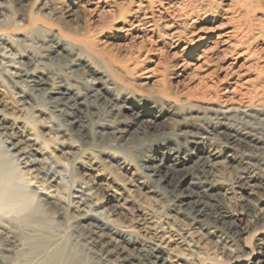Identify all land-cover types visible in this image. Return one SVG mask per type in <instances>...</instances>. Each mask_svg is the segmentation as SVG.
Returning <instances> with one entry per match:
<instances>
[{
  "label": "bare ground",
  "instance_id": "1",
  "mask_svg": "<svg viewBox=\"0 0 264 264\" xmlns=\"http://www.w3.org/2000/svg\"><path fill=\"white\" fill-rule=\"evenodd\" d=\"M88 1L90 0H86ZM127 1L126 5L117 0H96V11L100 7L112 11L98 31L121 30V38L133 34L134 37L131 36L130 40L133 43L137 41V45H128L124 53H121L106 46L108 42L104 45L99 41L100 37H96L98 34L91 31L87 24L81 30H69L59 23L31 17L34 24L42 21L46 29V37L38 45L45 53L42 57L51 60L50 56L61 62L65 69L62 70L63 73H53L56 75L54 78L53 75L44 73V69L39 67L42 63L35 57L23 54L25 60L20 61L17 71L8 74L7 79L27 96L32 95L31 90L38 91L44 97V109L54 117L60 116L63 119V125H58L62 135L69 133L68 141L79 140L86 146L83 149L96 143L103 156L102 161L109 164L113 161L121 168H125L128 163L126 157L112 154L108 148L125 151L134 149L141 153L144 163L137 167L145 172V176L156 178L152 182L166 196V204L171 203L177 207L182 216H186L193 224L210 229V235H226L236 240L240 229L234 217L235 213L223 197L221 182L211 175L207 156L200 154L196 157L195 154L196 160L189 164V157L186 155L193 154L192 146L196 151L199 150L197 145L207 139L206 134L215 135L220 140L217 144L219 151L220 148L237 147L240 157L261 172L257 192L264 194V147L250 134V131L256 129L250 121L253 119L254 122L261 123L259 117H264V47L259 50L251 47V43L264 37L262 19L244 18L241 21L240 16L245 12L243 0H232L231 4L222 8L221 17L224 23L215 31L211 45L203 46L195 56L197 65L193 70L205 66L207 68L201 72L194 90L180 94L172 88L167 77V68L159 69L161 59L151 61V54L161 53L164 46L176 49L179 44H183L181 51L184 57L190 56L193 59L192 55L195 54L191 50H198V45L204 44L210 35L191 29L192 23L218 8L222 0ZM51 2L54 7L61 8L60 0ZM254 29L256 34H253ZM146 44L149 46L146 47ZM215 50L222 52L220 60L223 64L229 57H234L237 62L242 61L238 66L237 62L224 65V74L220 77L216 75L217 69H212L210 53ZM86 56L96 60L103 68V78L92 77L94 83L77 77L80 74H89L90 64L86 62ZM177 64L184 68L188 61L183 58L175 65ZM62 75L73 78L79 87L57 81ZM212 76L215 80L209 79ZM21 82L26 84L21 87ZM159 101L164 105L163 108L158 105ZM200 102L216 103L219 110L205 108L203 115L193 120L192 110H197ZM156 108H159L161 114L171 115L172 123L161 125L140 121L143 114L151 113ZM210 111L212 113L207 114ZM124 112L128 113L127 116ZM214 123L220 124V127L214 128ZM228 125L237 127L240 132L227 128ZM247 129L249 130L246 133L240 135ZM175 133L184 139V147L176 143ZM170 140L174 141L173 146L164 144ZM151 149V152H155L153 157L147 155ZM237 166L236 169L242 174L237 181L238 188L255 195L252 182L256 178L255 174L250 175L246 172V167H241L243 165L239 163ZM1 171L0 167L2 175ZM5 193L0 192V200ZM23 196L21 191L10 194L12 202L22 201L25 197ZM36 200L34 202L37 206L34 207L33 202L31 203L34 208L31 209L30 206L31 211L27 214L24 212L26 215L24 214L23 221L20 219L21 223L17 222L18 218L16 220L0 215V264H8L10 256L15 253L20 245L19 241L27 231L40 233L52 223L53 216L50 214L62 216L57 204L43 203L40 198ZM236 206L240 214L251 221L248 222L249 226L252 223L254 227H260L259 224L264 223V211L255 214L249 198L239 199ZM89 216L86 212L79 214L74 221L73 234L81 241L78 242L83 250L88 246V250H94V257H98L105 264H109L108 256L112 252L111 235H116L121 242L130 244L134 253L127 255V264H167L155 243L147 241L138 245L133 234L114 228L113 224L100 218L93 222ZM113 251L115 252L114 248ZM82 260L80 251L75 252L69 257L67 264H81Z\"/></svg>",
  "mask_w": 264,
  "mask_h": 264
},
{
  "label": "rangeland",
  "instance_id": "2",
  "mask_svg": "<svg viewBox=\"0 0 264 264\" xmlns=\"http://www.w3.org/2000/svg\"><path fill=\"white\" fill-rule=\"evenodd\" d=\"M60 2L62 5L58 9L51 0H0V167L3 175L0 174L2 184H0V192H8L3 198L1 197L3 201L0 200L2 212L0 215L16 220L18 218L17 222H20V219L23 221L24 214L31 211L30 206L31 209L37 206L35 202L39 198L43 203L57 204L62 212V216L50 214L53 216L52 223L44 227L45 230L40 233L27 231L25 237L23 236L19 241L20 245L15 249V253L10 256L8 264H67L69 257L79 251L83 256L81 264H105L98 257H94V250H88V246L83 250L79 245L81 241L73 234L74 221L83 212L90 214L89 217L93 222L100 218L113 224L114 228L133 234L138 245L147 241L155 243L166 258L167 264H264V223L259 224L260 227H254L252 223V226L251 224L249 226L251 221L240 214L236 206L239 199L247 197L254 207L255 214L264 211V194L257 192L261 172L240 157L237 147L222 150L220 148L219 151L218 137L206 134L207 139L197 145L198 151L193 148L194 146L191 147L193 157L186 155L189 157V164L196 160L197 155L207 156L206 161L211 175L221 182L223 197L235 213L234 217L240 229L236 241L226 235L221 237L210 235L208 233L210 229L193 224L186 216H182L177 207L171 203L166 204V196L156 189L152 182L156 178L145 176V172L137 167L144 163L141 153L134 149L125 151L108 148L110 153L122 158L126 157L128 163L125 168H121L113 161V164L102 161L103 156L99 153L96 143L88 146V149H83L86 146L79 140L68 141L69 133L66 136L62 135L58 125H63V119L60 116L54 117L44 109L46 107L44 97L40 96L38 91L31 90L32 95L27 96L8 81L7 75L14 74L20 66V61L25 60L23 54L35 57L42 63L39 67L44 69V73L53 75L54 78L56 75L53 73H63L62 70L65 69L61 62L50 56L51 60L42 57L45 53L38 45L46 37L44 32L46 29L42 21L34 24L31 17L54 24L59 23L69 30H81L87 24L91 31L98 34L96 37L97 39L100 37L99 41L104 45L108 42L106 46L113 47V50L121 53H124L128 45H137V41L133 43V40H130L131 36L134 37L133 34L121 38L119 37L122 34L121 30L98 31L112 11L106 7H100L96 11V0L88 2L60 0ZM117 2L127 5L128 1L117 0ZM220 2L218 8H214L206 16L203 15L204 17L192 23L191 29L199 33L201 30L203 34L210 35L204 44L198 45V50H191L192 54H195L192 55L193 59H190V56L184 57L181 51L183 44H179L176 49L164 46L161 53L151 54V61L161 59L159 69L167 68V77L172 88L178 90L180 94L196 88L201 72L206 67L193 70L197 65L196 53L203 46L211 45L210 41L213 40L215 31L224 23L221 9L231 4L232 0ZM243 3L245 12L240 16L241 21L244 18L262 19L264 24V0H243ZM255 32L254 29L253 34H256ZM263 38L251 43V47L257 50L263 49ZM215 51L210 53L212 69H217L216 75L222 77L223 66L237 61L234 57H229L223 64L220 60L222 52ZM183 58H186L188 65L184 68L175 65ZM241 61L238 60L237 66ZM86 62L90 64L89 74L84 73L77 77L90 83L95 82L92 77L103 78L101 64L89 56H86ZM62 76L56 80L79 87L73 78ZM209 79L215 80L213 76ZM23 84L26 83L21 82L20 86L22 87ZM224 84L225 82L220 84L219 88ZM158 105L164 107L160 101ZM199 105L198 109L195 108L197 110H192L193 120L202 116L205 108H210L212 111L219 110L216 103L200 102ZM124 113L127 116L128 113ZM210 113L212 112L207 114ZM170 116L166 113L161 114L159 108H156L152 109L151 113L143 114L139 119L142 122L163 125L172 123ZM262 117H259L261 123H256L253 119L250 121V124L256 128L250 131V134L254 140L258 139L260 146L264 147V117ZM196 122L198 123V120ZM213 127L218 128L220 124L214 123ZM227 128L240 132L234 126L228 125ZM248 130L241 132L240 135ZM174 138L178 145L184 147L185 141L182 136L175 133ZM173 142L170 140L164 144L173 146ZM152 150H148L147 155L155 156ZM165 150L167 151V148ZM180 154L183 156V153ZM255 161L256 159L253 160ZM238 163L243 165L241 167H246L245 170L250 175L255 174L256 178L252 181L255 195L247 194L246 190L238 188L237 181L242 175L236 169ZM14 191L24 193V199L20 202H12L10 194L15 193ZM110 238L112 252L108 256L109 264H127V255L134 253L130 244L121 242L116 235H111Z\"/></svg>",
  "mask_w": 264,
  "mask_h": 264
}]
</instances>
